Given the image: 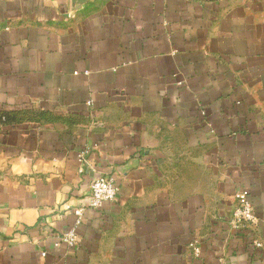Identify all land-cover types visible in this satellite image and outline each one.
<instances>
[{
	"label": "crops",
	"instance_id": "obj_1",
	"mask_svg": "<svg viewBox=\"0 0 264 264\" xmlns=\"http://www.w3.org/2000/svg\"><path fill=\"white\" fill-rule=\"evenodd\" d=\"M230 263L264 264V0H0V264Z\"/></svg>",
	"mask_w": 264,
	"mask_h": 264
},
{
	"label": "built area",
	"instance_id": "obj_2",
	"mask_svg": "<svg viewBox=\"0 0 264 264\" xmlns=\"http://www.w3.org/2000/svg\"><path fill=\"white\" fill-rule=\"evenodd\" d=\"M87 105H91L90 101H87ZM203 113V112H202ZM79 166L78 172L83 173L85 167L88 166V162L84 158V155L80 154L78 158ZM118 192V187L114 182V179L107 175H100L90 183L87 194V208L96 209L100 208L105 202H112L115 200ZM237 204L235 205L232 214L230 224L233 228L251 227L256 223V215L253 211L252 204L248 199V193L245 189L239 190L235 193ZM66 211H71L75 215L74 226L68 231L62 232L57 236V240L54 246L57 247L60 243L66 244L70 248H75L77 245V234L75 228L81 224L83 219L82 207L71 208L70 205H65ZM255 247H261V242L257 239L254 240ZM195 253H198V249L194 248ZM44 255V252H42ZM233 264V263H230Z\"/></svg>",
	"mask_w": 264,
	"mask_h": 264
}]
</instances>
